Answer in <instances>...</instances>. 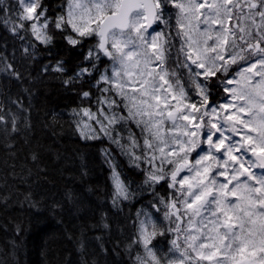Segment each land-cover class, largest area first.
<instances>
[{"label": "snow or ice", "instance_id": "snow-or-ice-1", "mask_svg": "<svg viewBox=\"0 0 264 264\" xmlns=\"http://www.w3.org/2000/svg\"><path fill=\"white\" fill-rule=\"evenodd\" d=\"M0 28L14 49L0 37V166L17 175L9 162L21 145L28 176L35 169L23 191L5 178L0 212L19 205L83 220L79 237L67 227L61 237L76 242L79 264H89L88 240H101L83 229L111 231L106 217L116 242L100 243L91 264L97 255L105 264H264V0H0ZM57 40L78 62L53 52ZM52 80L78 100L67 118L33 106ZM56 127L85 151L62 150ZM97 145L109 175L93 207L99 186L83 185ZM51 170L73 171L82 187L53 193L49 205L41 181ZM14 230L0 264H20L24 229ZM49 252L51 264H72L59 247Z\"/></svg>", "mask_w": 264, "mask_h": 264}, {"label": "trees", "instance_id": "trees-1", "mask_svg": "<svg viewBox=\"0 0 264 264\" xmlns=\"http://www.w3.org/2000/svg\"><path fill=\"white\" fill-rule=\"evenodd\" d=\"M0 37H3L8 45V54L11 55L13 52V41L11 34L5 29L0 28ZM15 48L19 49L22 41L16 40ZM56 55L64 56L67 53L66 59L69 64L78 62L76 60V55L74 53H68V50L64 47V41L57 40V46L53 49ZM18 54V53H17ZM49 57L44 55L40 56V60L43 62H48ZM6 91H10L13 96L17 91V88L11 84L8 85ZM40 95L37 99L33 101L34 108L43 115L45 112H58L62 113L65 118L72 107H75L78 103L75 93L64 91L57 81L52 80L47 82V87L41 89ZM21 99H24L21 96ZM14 110V109H13ZM8 111V107H5V112ZM31 114V113H30ZM48 120L51 122L52 118L49 116ZM56 138L59 141V146L63 150L65 148L73 149L79 147L81 151H85L84 142L79 141L77 137L71 136L67 131H62L60 127L55 128ZM21 151L17 158L10 161L9 163H14L16 165L15 171L17 175H11V168L9 167L5 170L0 166V186H3L4 180L6 178L9 188L19 187L21 191L29 187V184L35 180V169L33 168V175L28 176L27 169L32 167V162L28 160L27 165H25V157L27 155V150L21 145H18ZM98 145L95 147H90L87 149L88 156L87 160L89 162V167L91 169V176L85 177L88 181V185H83V187H95L99 186L97 189L96 196H91L93 201L92 206H95V202H102L104 198V188L108 183V168L107 165L103 164L102 159L98 153ZM6 154L0 150V161L6 159ZM123 163V160H121ZM73 166H69L71 169ZM125 174L131 178H136L135 174L130 172L127 167L123 169ZM74 179L73 184H66L65 181ZM21 181H28V183H22ZM41 186L43 193L47 197V203L52 204L53 196L55 193V199H60V194L64 191L71 190L72 188L79 189L82 187L79 175L75 174L73 171L65 172L63 178L60 174L55 171H49L46 180L41 181ZM90 195V193H87ZM22 199V197H20ZM43 208V205L41 206ZM89 205H84V209L79 213V215L84 216L87 212ZM139 207V205H137ZM101 213L97 211L95 216H88V224H95L100 218ZM63 219V224L59 221ZM106 220L111 225V231L105 230L102 227L96 229H83L85 231L86 237L92 238L99 236L100 241L95 239L88 240V256L89 264H91V254L93 252L100 253L99 244L104 243L107 248H112L113 243H115V236L118 235L116 232L117 223L115 220L106 217ZM19 223L24 229L22 237L18 240V243H22L23 247L20 252V264H51L52 256L49 252L47 258L42 255V252L48 249L59 247L60 258L63 259L65 255H68L72 261V264H79L80 254L75 250L76 242H69L66 239H62L65 227L68 228L69 232L73 233L75 236L79 237L82 231L80 227L83 225V220H78L73 222L71 218L64 213H61L59 209H50L37 212L36 209L28 211L26 206L22 209L19 205H10L7 211L0 212V225H4V230L0 232V250L9 249L8 241L17 238L15 232V224ZM75 224V226H74ZM6 260L7 256L4 257ZM96 259L98 264H105V257L102 255H97ZM118 259V257H117ZM9 264L11 261L9 260Z\"/></svg>", "mask_w": 264, "mask_h": 264}]
</instances>
